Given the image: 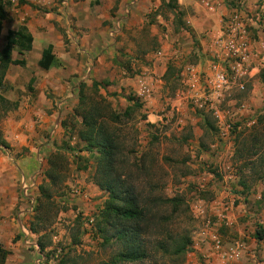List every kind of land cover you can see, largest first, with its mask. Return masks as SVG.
<instances>
[{"label":"rangeland","instance_id":"obj_1","mask_svg":"<svg viewBox=\"0 0 264 264\" xmlns=\"http://www.w3.org/2000/svg\"><path fill=\"white\" fill-rule=\"evenodd\" d=\"M170 1L151 0L150 7L137 15L136 29L126 30L116 38L123 43L119 50L122 59L111 68V75L100 82V93H107L118 112L128 106V97L142 104V109L121 132L124 171H134V164L137 168L142 165V170L134 173L140 192L183 199L179 215L171 219L169 229L172 233L189 235L191 251L182 257L183 262L167 260L165 264H191L194 258L191 253L205 232V222L216 224L217 214L228 213L233 221L231 227L222 226L218 230L223 244L238 234L240 227L253 234L258 226L264 228V174L258 180L251 179L253 172L264 165V136L257 156L250 158L254 166L245 167L250 148L241 146L246 128L256 114L264 112V83L260 78L264 70V0H221L222 10L215 9L211 18H203L207 21L205 27L194 35L175 28L180 27L179 20L191 27L189 17L196 12L178 5L180 15H177L167 7ZM200 1L208 10L213 7L210 0ZM122 7L117 2L113 11L117 13ZM161 55L170 60L159 61ZM169 64L172 68L166 81L163 75ZM137 77L149 79L155 87L148 99L137 96L131 86H123L124 78ZM28 87L29 84L25 85L18 101L23 100L22 95L24 100L29 95L32 88ZM8 89L0 94L4 96ZM6 114L0 111V124ZM141 115L146 116V121ZM147 122L154 127L146 126ZM61 135V131L57 134L44 131L43 137L60 140ZM64 137L69 140L67 135ZM69 142L75 148L80 147L74 140ZM60 153L67 160L68 171L64 184L52 190L59 212L50 220L52 246L45 250H50L47 264H102L117 252V247H103L99 239L92 237L91 222L99 208L89 209L85 214L79 212L69 197L73 191H79L73 195L75 198L88 202L92 199L82 189L67 185L86 173L77 171L78 166L86 165L89 177L94 161L88 153H79L77 149ZM47 159L43 157L39 170L47 168ZM40 176L35 198L39 186L45 182L44 174ZM239 181L246 184L247 190L243 191ZM229 196L234 199L230 201ZM220 198L223 204L217 205L215 201ZM33 209L29 213L31 220ZM73 236L78 244L73 243ZM255 251L257 254L261 250L256 247ZM261 260L259 253L256 263Z\"/></svg>","mask_w":264,"mask_h":264},{"label":"crops","instance_id":"obj_2","mask_svg":"<svg viewBox=\"0 0 264 264\" xmlns=\"http://www.w3.org/2000/svg\"><path fill=\"white\" fill-rule=\"evenodd\" d=\"M210 1L214 9L209 7L208 10L200 0H177L179 7L196 12L193 17H189L192 35L205 27L207 21L203 18H211L215 9L222 10L221 0ZM3 2L6 3V17L0 31V50L5 45L8 32L21 26H25L32 35L33 43L32 49L23 55L25 66L11 65L5 76V82L10 88L4 97L16 103V106L7 112L5 120L0 124V132L3 134L0 138L9 146L8 149L0 146V264H34L39 248L38 236L29 231L30 201L20 192V179L34 177L43 157L47 159L62 147L63 122L77 104L79 85L92 81L102 82L111 75V68H115L122 59L119 50L123 43L116 41V38L126 30H134L138 25L137 15L150 7L151 0ZM117 2L123 7L115 13L113 9ZM223 6L227 10L226 4ZM125 8H128V15L124 14ZM118 21L119 31L113 34ZM48 46H52L56 63L45 71L38 67V61ZM160 57L159 61L170 60V57ZM12 58L22 57L14 51ZM18 73H21L20 77ZM122 83L124 87L131 86L137 96L145 99L150 97L154 87L149 79L140 77L124 78ZM27 84H30L32 90L25 100L22 95L23 100L18 101ZM103 95L107 97V93ZM153 117L150 113L149 118ZM44 131L51 134L61 131L63 135L60 140H47L43 137ZM21 152L24 153L21 155ZM88 170L85 172L88 173ZM86 173L67 183L69 188L82 189L86 197H91L92 200L88 202L78 196H69L78 206L79 212L84 214L89 209H100L107 198L104 191L88 180ZM229 199L232 201L234 198L229 196ZM215 202L217 205L223 204L222 198ZM237 230L238 234L227 240L223 248L228 250L237 246L238 256L235 259L224 258L209 242H203L200 238L191 253L194 257L191 264H264V240L257 241L252 232L241 227ZM256 247L261 250L257 252L262 259L259 263H256Z\"/></svg>","mask_w":264,"mask_h":264},{"label":"trees","instance_id":"obj_3","mask_svg":"<svg viewBox=\"0 0 264 264\" xmlns=\"http://www.w3.org/2000/svg\"><path fill=\"white\" fill-rule=\"evenodd\" d=\"M83 1V0H74ZM6 3L0 0V31L5 20ZM167 7L176 11L177 0H171ZM236 17L238 14H234ZM178 19V18H177ZM179 29L187 30L179 20ZM33 37L25 26L15 31H9L5 37V45L0 50V91L8 89L5 76L11 65L25 66L23 55L32 49ZM16 51L22 58L13 59ZM56 63L52 46L43 50L38 61L41 70H49ZM171 65L163 78L167 81ZM260 78L264 83V70L260 72ZM100 82L92 81L79 85L77 104L71 114H68L63 122L64 136L62 147L52 153L47 159V168L43 171L45 182L39 186V194L35 198L33 206L34 216L30 221L29 231L38 236L37 245L40 252L51 248V219L55 218L59 210L53 201L52 190L60 188L66 179L68 163L60 151L88 153L94 161L93 171L89 173V181L107 194L102 207L93 217L91 233L94 239L101 241V246H116L117 252L102 264H165L167 260L173 263L183 262L182 257L191 251V239L184 233H172L169 225L171 219L179 215L182 198H164L162 196L144 195L136 186L134 173L142 170V165L134 164V171H124L126 159L122 156L124 146L121 141L122 129L134 119V114L142 109V104L134 97H128V106L122 112H118L106 96L100 93ZM30 89V84L29 87ZM16 103L11 102L0 94V111L7 113L15 109ZM146 121V116H140ZM148 127H154L146 123ZM247 134L241 146L249 149L245 156V167L254 166L250 158L257 156L264 136V112L256 114L252 124L246 128ZM74 140L76 146L69 144ZM247 141L250 144H246ZM238 142V138H237ZM74 144V145H75ZM0 146L8 149L9 146L0 138ZM88 159L84 160L86 163ZM261 170H255L252 180H258L264 174V165ZM254 169V167H252ZM251 169V170H252ZM87 166H78L77 171H86ZM262 171V172H261ZM243 191L247 190L244 182L238 184ZM168 214H165L167 213ZM152 236V240L150 237ZM254 237L257 241L264 240V228L258 226ZM73 243L78 240L73 236ZM50 252V250H49ZM47 252V254L49 253ZM63 264V262H62Z\"/></svg>","mask_w":264,"mask_h":264},{"label":"built area","instance_id":"obj_4","mask_svg":"<svg viewBox=\"0 0 264 264\" xmlns=\"http://www.w3.org/2000/svg\"><path fill=\"white\" fill-rule=\"evenodd\" d=\"M128 8H125L124 14L128 15ZM120 24L119 21L115 23V30L113 34L117 33L119 31ZM42 174V170H38V173L32 177L31 179L25 178V179H20L19 183V189L22 194V196L29 198V205H30V210L33 209V206L35 204V196L34 194L36 193V182L38 179L41 177L40 175ZM38 176V177H37ZM31 190V191H30ZM33 192V193H32ZM35 192V193H34ZM79 191L74 190L73 195H78ZM217 217L219 221L216 224L210 223V221H206L204 224V229L205 232L201 234V239L203 242L207 241L211 244V246L218 251L220 254L223 255L224 258L228 259H235L238 254H237V246L228 249V250H223L224 244L221 241V237L218 234V230L222 226L226 227H231L233 225V221L230 219V215L228 213L226 214H217ZM48 251L40 252L38 248V254L37 258L34 261V264H47V258H48ZM210 264V263H209Z\"/></svg>","mask_w":264,"mask_h":264}]
</instances>
